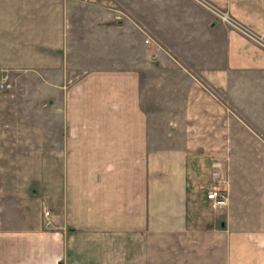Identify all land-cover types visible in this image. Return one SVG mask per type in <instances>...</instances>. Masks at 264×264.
Listing matches in <instances>:
<instances>
[{
    "label": "crops",
    "instance_id": "crops-1",
    "mask_svg": "<svg viewBox=\"0 0 264 264\" xmlns=\"http://www.w3.org/2000/svg\"><path fill=\"white\" fill-rule=\"evenodd\" d=\"M144 1L160 7L141 21L125 0H0L2 91L35 84L39 107L38 156L13 159L35 187L4 201L0 264H264V179L249 218L232 153L264 152V46ZM208 1L264 40V0ZM204 185L224 190L220 208Z\"/></svg>",
    "mask_w": 264,
    "mask_h": 264
},
{
    "label": "rangeland",
    "instance_id": "rangeland-1",
    "mask_svg": "<svg viewBox=\"0 0 264 264\" xmlns=\"http://www.w3.org/2000/svg\"><path fill=\"white\" fill-rule=\"evenodd\" d=\"M125 1L126 3H124L123 5L124 12L122 13V16L124 18L126 17L128 20L130 14L132 12H136L137 9L139 12V20H141L156 13V8L160 7V5H157L156 3H146V1L144 0L137 2V4H132L131 0ZM148 1L152 2L153 0ZM169 1L170 2L166 7L169 8L170 12L172 11L173 14H178V12L187 13V17L190 16L191 18H193L192 16L195 15H197V17L199 16L203 18H205L206 16L211 17L213 22L218 21L219 23L229 26L232 29L239 30L246 36L250 35L255 42L260 43L264 46V40H262V38H260L257 34L252 33V31L244 24L240 23L237 20L235 21V18H233V16L230 15V13L225 8L217 7L216 5L211 4V2L208 0ZM219 10L227 11L228 15L234 19V23L229 24L228 22L223 21L218 15ZM205 13L208 15H206ZM144 24L146 25V22ZM140 39L141 37H135L134 41L138 44ZM110 49L114 52L116 50L122 51V53L124 54V58L128 59L129 61V48L111 46ZM12 82L13 87L9 91H2L0 89V220L4 217L3 206L5 207L4 201H6V199H10V201L12 202L16 199L19 200L21 199V196L20 198H16L18 191L26 190L27 193H30V190L35 187V171L34 169H32L34 166H26V168L23 165L15 164L13 162V159L26 156L35 157L36 155L38 156L39 151L38 149L33 147L34 133L32 131L36 120L34 111L39 110V107H36V104L33 103L32 105H30L31 102L29 101V98L32 97V93L27 92V88L34 89L38 86H35V84L32 83L29 85H25L20 80H12ZM42 103L43 108L49 111V104L45 102L44 99ZM25 110H32L31 113L33 114H27ZM49 119V116L43 117L42 124L49 125ZM43 135L44 137H47V139H49V132L43 133ZM43 152L44 156L49 157V149H43ZM232 153L236 161V168H240L243 164L245 170L244 173L241 174L244 182H240L239 185L245 186V202L247 203L246 210H248L247 216L252 219L258 218L259 212L256 206V198L259 195V192L262 191V188L259 187V178L261 175V177L264 179V152L262 153V151L258 148L250 149V147L244 148L243 146H241V148H235L234 150H232ZM43 168L45 170L44 184L48 188L50 185L49 165H45L43 166ZM237 184L238 181H236V186ZM208 187L209 186L204 185L203 191L207 192V190L210 188ZM218 187L220 186L218 185ZM31 200L35 201H32L33 203L27 202L24 204L27 207L26 209L28 212V216L32 217L35 216V211L38 208V199L33 197L31 198ZM15 204L16 205L14 208L11 205L9 206V208L11 207L13 209H16L20 206V202ZM41 209H43L42 226L43 228L49 229L50 226H45L44 223L47 218L50 220V212L47 218L44 215V211L49 209V206L47 209H45L44 207H41ZM204 209H207V206H204Z\"/></svg>",
    "mask_w": 264,
    "mask_h": 264
},
{
    "label": "built area",
    "instance_id": "built-area-1",
    "mask_svg": "<svg viewBox=\"0 0 264 264\" xmlns=\"http://www.w3.org/2000/svg\"><path fill=\"white\" fill-rule=\"evenodd\" d=\"M218 15L223 21L228 22L229 24L234 23V19L228 15L227 11L219 10ZM10 87H11V83L9 81V76L7 72L1 73L0 74V89L8 90ZM206 199L210 202L211 207L216 209V208H220L225 203L226 196H225L223 189L217 186H211L206 192ZM44 215L47 218L49 215V211L45 210ZM44 223H45V226H50L51 222L47 218V220H45Z\"/></svg>",
    "mask_w": 264,
    "mask_h": 264
}]
</instances>
